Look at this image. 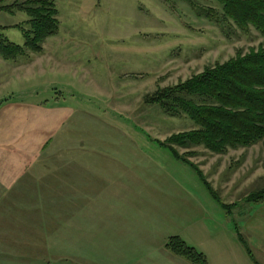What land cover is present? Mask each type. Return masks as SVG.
Wrapping results in <instances>:
<instances>
[{
  "label": "rangeland",
  "instance_id": "obj_1",
  "mask_svg": "<svg viewBox=\"0 0 264 264\" xmlns=\"http://www.w3.org/2000/svg\"><path fill=\"white\" fill-rule=\"evenodd\" d=\"M55 1L60 30L44 46L46 53L56 52L51 58L65 64L66 71L47 74L48 83L44 79L17 86L0 83V122L5 120L0 123V136L16 126L19 135L25 134L26 127L19 126L14 108L29 107L32 100L39 101L42 112L53 107L58 110L54 131L45 142L59 141L62 145L55 147L62 152L70 144L67 153L83 154H79L80 161L86 169L125 173L123 186L130 189L134 184L136 196L141 197L137 200L151 203L161 218L173 222L168 223L172 232H180L174 235L206 254L212 264H253L238 231L264 264V238L247 227L258 215L264 223V203L243 200L264 185L263 144L221 155L202 146L193 148L198 154L191 159L203 169L221 200L237 202L228 212L197 172L158 142L193 129V121L169 116L159 106L145 102L146 95L159 87L174 85L207 66L264 46V37L254 27L244 31L233 22H219L222 6L216 0ZM28 18L23 11H0V26H7L0 28V37L24 44L22 30L12 24ZM29 59L28 55L20 57ZM4 63L0 75L11 71L15 62ZM20 73L30 71L22 66L15 72ZM52 84L58 92L53 93ZM33 91L39 92L37 97ZM63 139L69 141L67 148ZM55 147H22L12 142L5 149L10 154L31 155L49 149L57 153Z\"/></svg>",
  "mask_w": 264,
  "mask_h": 264
},
{
  "label": "crops",
  "instance_id": "obj_2",
  "mask_svg": "<svg viewBox=\"0 0 264 264\" xmlns=\"http://www.w3.org/2000/svg\"><path fill=\"white\" fill-rule=\"evenodd\" d=\"M54 54L46 53L44 46L29 60L14 61L10 75H0V83L17 86L41 79L48 83L47 74L66 71L65 64L51 58ZM8 61L12 60L0 57V67ZM22 66L30 73L15 74ZM50 89L58 92L53 84ZM29 104L14 108L25 134L19 135L16 126L0 136L4 147L0 149V264H191L166 248L169 237L180 232H172L168 223L173 222L161 218L151 203L140 201L134 184L130 189L123 186L125 173L86 169L80 161L83 154L67 153L72 148L65 147L69 141L63 139L66 152L55 147L59 141L45 142L53 135L58 110L52 107L45 113L39 101ZM61 125L64 128L65 121ZM12 142L22 147L46 144L57 153L49 149V153L10 154L5 147ZM258 216L247 227L264 238V223Z\"/></svg>",
  "mask_w": 264,
  "mask_h": 264
},
{
  "label": "trees",
  "instance_id": "obj_3",
  "mask_svg": "<svg viewBox=\"0 0 264 264\" xmlns=\"http://www.w3.org/2000/svg\"><path fill=\"white\" fill-rule=\"evenodd\" d=\"M4 1L0 0V11L12 14L23 11L29 18L13 25L22 30L24 44L15 43L6 36L0 37V57L16 61L22 56L41 53L45 41L60 30L56 1L14 0L9 4ZM216 1L222 6L217 19L219 22H233L244 31L254 27L264 37V0ZM145 102L159 106L169 116H185L193 121V129L174 133L158 142L167 147L175 158L193 168L214 198L228 212L232 211L237 202L224 203L203 169L191 157L198 154L193 149L198 146L220 155L230 149L249 148L258 143L264 146V46L252 48L247 53L240 52L226 62L207 66L202 72L174 85L159 87L146 95ZM180 148L188 150L181 152ZM243 200L264 203V185L254 188ZM238 238L254 264H263L239 231ZM166 248L191 264H208L206 254L178 235L169 237Z\"/></svg>",
  "mask_w": 264,
  "mask_h": 264
}]
</instances>
